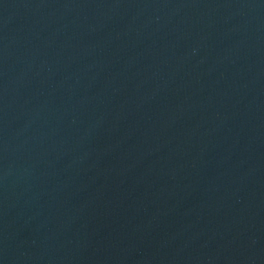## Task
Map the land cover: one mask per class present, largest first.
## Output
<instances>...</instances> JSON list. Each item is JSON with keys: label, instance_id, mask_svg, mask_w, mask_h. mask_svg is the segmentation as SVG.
I'll return each mask as SVG.
<instances>
[{"label": "water", "instance_id": "water-1", "mask_svg": "<svg viewBox=\"0 0 264 264\" xmlns=\"http://www.w3.org/2000/svg\"><path fill=\"white\" fill-rule=\"evenodd\" d=\"M0 264H264V0H0Z\"/></svg>", "mask_w": 264, "mask_h": 264}]
</instances>
